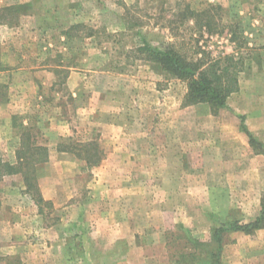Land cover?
<instances>
[{"label": "rangeland", "instance_id": "obj_1", "mask_svg": "<svg viewBox=\"0 0 264 264\" xmlns=\"http://www.w3.org/2000/svg\"><path fill=\"white\" fill-rule=\"evenodd\" d=\"M22 1L11 5L17 7L14 13L0 11V29L6 26L0 33V56L4 65L20 68L15 74H3L0 86V131L20 138L18 144L10 140L11 148L0 150V160L19 168L0 178V264L115 262L118 249L86 241L89 248L83 253L73 234L70 242L61 241L65 230L61 218L67 210H83L88 227L113 207L108 199L115 164L111 160L117 158L121 164L127 156H111L119 143L133 145V160L151 165L144 177L149 175L151 182L156 179L148 187L147 204L151 209L155 205V184L163 173L158 164L162 158H173L175 147L161 131L173 128L169 118L175 109L188 106L184 104L188 83L139 47L145 41L161 48L171 42L182 55L213 61L232 54L236 61L232 69L239 71L238 91L242 81L264 76V0ZM187 8L200 13L184 17ZM11 98L14 105L6 106ZM26 130L30 137L23 145ZM252 136L255 148L264 152L263 138ZM61 146L92 161L99 153L101 162L92 165L70 151V157L59 159ZM143 147L146 152H139ZM190 157H184L186 163L194 160L196 165L198 158ZM42 159L47 161L40 163ZM101 163L107 164L102 172ZM130 170L116 168L115 180L120 185L132 182L127 188L139 194L138 182L125 178ZM51 187L66 200H45L44 192ZM240 212L201 218L206 225L192 232L185 231L183 223L174 225L169 216L165 234L152 238L160 247L151 245V264H216V257L212 258L218 251L216 230L230 221L245 223ZM73 222L66 221L65 227ZM47 226L57 227L60 234L51 236ZM238 238L233 231H225L223 243ZM189 250L196 252L195 259L180 257ZM222 255L223 250L220 264Z\"/></svg>", "mask_w": 264, "mask_h": 264}, {"label": "crops", "instance_id": "obj_2", "mask_svg": "<svg viewBox=\"0 0 264 264\" xmlns=\"http://www.w3.org/2000/svg\"><path fill=\"white\" fill-rule=\"evenodd\" d=\"M16 3L22 4L23 1L0 0V7H10ZM4 27L6 26H1L0 33H3ZM0 37L3 35L0 34ZM1 41L3 43L2 39ZM0 59L1 86L3 74H15L20 68L4 65L2 55ZM13 101L15 102L11 98L6 106H13ZM227 104L217 115L204 102L179 106L173 111L169 118L173 128L161 131L165 140L174 141L173 158H162L163 162L158 164V169L163 173L155 184L158 188L152 209L147 205L150 201L148 187L154 185L156 179L151 182L149 175L144 177L151 165L141 159L133 160V145L123 146L119 143L113 147L112 157L119 153L127 154L125 162L121 164L117 163V158L111 160L115 164L111 166L108 183L111 193L108 194V199L113 207L107 213L95 217L97 219L88 223V227L87 214L83 210L65 211L61 218V226L65 230H62L60 240L69 241V235L73 234L72 238H76V245L83 253L89 248L86 241H95L101 246L105 244V248L111 250L118 249L119 258L109 264H151V245L160 247L159 243H152V238L165 234L169 216L175 222L174 225L183 223L184 230L190 232L206 225L200 221L201 218L209 220L218 216L227 217L235 209L241 211L245 223L261 216L264 199V152L255 148L248 133L259 134L264 140V76L259 79L255 75L253 79L242 81L239 90L227 99ZM1 113L0 108V123ZM12 137L0 131V150L11 148L8 145L10 140L12 143H19V137ZM139 152L145 153L146 149L143 147ZM160 152L163 155L167 153ZM186 155H190L192 159L196 157L199 161L196 165L194 160L186 163ZM58 156L60 159L71 155L68 151H60ZM106 166V163H101L97 168L102 172ZM122 167H125V171L131 168V175L125 178L138 182L139 194L133 188H127L132 182L120 185L115 180V169ZM134 169L137 171L133 172ZM134 174L142 176L135 178ZM99 180L103 181L102 176ZM44 198L52 202L66 200V196L60 195L52 187L45 190ZM70 219L74 222L65 227L66 221ZM208 220L207 225L211 224ZM56 228L47 226L46 230L54 236L60 234ZM229 231L233 230L227 232ZM233 232L239 235L238 241L223 243L222 264H264V227L250 232L253 234Z\"/></svg>", "mask_w": 264, "mask_h": 264}, {"label": "trees", "instance_id": "obj_3", "mask_svg": "<svg viewBox=\"0 0 264 264\" xmlns=\"http://www.w3.org/2000/svg\"><path fill=\"white\" fill-rule=\"evenodd\" d=\"M19 9L22 6H18ZM16 11L17 7H4L0 11ZM16 13V12H15ZM188 13L196 14L200 12L192 11L190 8H187L183 12V16ZM202 13V12H201ZM206 26L210 28L209 22L206 23ZM140 51H145L148 58L157 60L160 63L166 65L169 69L172 70L179 77L187 80L188 91L184 98L185 105H193L197 103H209L211 109L214 113L218 109L225 107L227 104L228 96L238 89L239 84V71H235L232 68L236 63L234 55L226 54L224 57L213 60H207L206 58L193 59L188 56L180 54L174 47V44L169 42L167 46L161 48L159 46H154L148 41H145L144 45L139 47ZM227 63V64H226ZM223 64V65H222ZM225 65V66H224ZM251 142L253 145L256 144V140L253 138L251 133H248ZM30 135V130H26L23 133L22 144L25 145V140ZM39 149H46L45 147H38ZM59 151H70L75 153L79 158H84L86 161L92 165H97L101 162V155H97L92 161L89 157H84L82 154L69 149L66 146L59 147ZM20 154V152H19ZM41 162L47 161V159H42ZM91 160V161H90ZM39 162V161H38ZM17 165L11 164L9 162H3L0 160V178L5 174L17 173L19 170ZM228 224V225H227ZM227 226V227H226ZM264 227V199H263V211L261 216L257 217L255 220L248 223H240L239 221H230L223 223L222 227L216 230L217 234V249L218 251L213 254V257H216V264L221 263V252L223 250V240L224 232L228 230L233 231H244V232H253L255 229ZM188 242H193L192 239H187ZM195 243V241H194ZM194 243L192 244L193 246ZM184 254V256H182ZM190 256L195 259L197 254L193 250H189L185 253H182L180 257ZM213 262V261H212ZM191 264V263H188Z\"/></svg>", "mask_w": 264, "mask_h": 264}]
</instances>
